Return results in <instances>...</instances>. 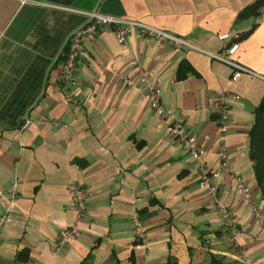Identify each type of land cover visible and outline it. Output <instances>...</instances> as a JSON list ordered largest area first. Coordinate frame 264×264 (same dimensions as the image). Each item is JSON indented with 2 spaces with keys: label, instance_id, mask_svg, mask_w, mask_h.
<instances>
[{
  "label": "crops",
  "instance_id": "obj_1",
  "mask_svg": "<svg viewBox=\"0 0 264 264\" xmlns=\"http://www.w3.org/2000/svg\"><path fill=\"white\" fill-rule=\"evenodd\" d=\"M43 1L134 18L182 37L193 49L177 50L136 32L119 44L109 26H99L83 42L71 84L62 77L59 53L84 16L0 0V194L17 185L0 225V264H77L85 254L90 264H130V255L134 264L167 258L175 264H245L243 257L264 264V225L232 180L241 177L250 201L264 213L247 133L264 93V4L256 15L238 17L255 0ZM218 34L228 37L219 40ZM230 42L238 48L229 59L252 74L232 79L231 66L206 54H222ZM134 56L153 74L163 105L181 111L211 168L217 116L212 104L219 92L227 96L222 141L228 168L216 182L220 202L237 220V246L198 188L196 164L138 89ZM181 60L192 70L176 79ZM118 74L132 84H123ZM24 119L29 122L22 128ZM68 178L84 188V213L78 235L58 244V231L73 219ZM133 217L142 224V240L133 237ZM20 248H26L27 260L14 257Z\"/></svg>",
  "mask_w": 264,
  "mask_h": 264
},
{
  "label": "built area",
  "instance_id": "obj_2",
  "mask_svg": "<svg viewBox=\"0 0 264 264\" xmlns=\"http://www.w3.org/2000/svg\"><path fill=\"white\" fill-rule=\"evenodd\" d=\"M17 1L19 5L31 4L40 7L44 6L54 9L58 8L69 12L73 11L76 13H80L84 16L85 20L83 25L71 31L63 44L61 52L59 53L62 60V77L71 84L76 83L73 78V71L75 69V62L81 54L80 52L83 48V42L85 41V39H93L99 26H109L112 30L113 36L119 44L125 43L127 35L129 33L136 32L139 36L146 37L148 39L160 40L171 48L173 47L177 50L185 48L193 49V46L182 37L173 33H169L159 27L152 26L146 22H141L134 18H124L115 15L111 16L97 10H77L74 8L63 7L57 4L54 5L51 3H47L43 0ZM227 37V34L217 35V38L219 40H224ZM237 46L238 44L236 42H230L229 45L225 47V52L222 54L216 52H206L208 57L215 60L217 59L232 67V71L230 73L232 79H236L238 75L243 72L252 74L251 71L247 68L240 67L229 59L230 54L234 53L238 48ZM130 62L136 70L138 89L143 94L148 107L157 116H163L167 119L169 136H171L179 143L181 149L184 150L188 158L196 164L197 186L199 189L204 191V193H207L211 206L219 215L220 221H222L223 228L226 231L229 240L232 241L235 246H237V220L234 219L233 214L228 210L227 206L220 202L218 198L216 182L220 171L227 170L228 168L227 152L222 141V135L228 126L227 110L229 106L227 105V96L223 92H219L212 104L217 111V116L215 119V166L211 168L203 159L205 149L202 148L200 142L198 141L197 135L187 130L186 123L181 111L179 109L173 110L163 105L159 89L153 83V74L147 71L145 68H142L137 57L134 56ZM118 77L119 80H121V82L126 86H130L132 84V80L127 78L126 75L118 74ZM262 78L264 79V77ZM230 97L238 98V95H231ZM28 122L29 121L27 119H24L20 127L23 128ZM57 123L58 122H56V124ZM232 180L237 190L243 194L244 201L249 207V211H251L253 218L257 220L261 225H264V213L258 210L256 205H254L250 201V191L242 181L241 177H239L238 175H234L232 176ZM67 183V195L69 197L67 204L68 208L71 210V212H73V219L69 225L63 226V228L58 231L56 236V241L58 244H62L63 242L70 240L78 235L79 226H77V223L84 213V188L81 184L77 182L75 183L69 178ZM16 186L17 185H15V182H12L9 192L6 195L0 194V200L5 201L4 212L0 216V225L5 221L7 215L6 213L14 204ZM131 224L133 225L134 239H144V230L140 221L136 217H133L131 220ZM243 262L245 264H258L253 259H249L248 257H243Z\"/></svg>",
  "mask_w": 264,
  "mask_h": 264
},
{
  "label": "trees",
  "instance_id": "obj_3",
  "mask_svg": "<svg viewBox=\"0 0 264 264\" xmlns=\"http://www.w3.org/2000/svg\"><path fill=\"white\" fill-rule=\"evenodd\" d=\"M264 4V0H255L249 5L243 7L241 11L237 14L238 17H243L247 15H256L257 7ZM249 30H246L241 35L244 37L248 34ZM189 64H186L183 60L178 62L177 68L175 70L176 79H184L189 71H191ZM253 121L248 129V157L252 162L253 176H255V181L260 191L262 197L264 198V93L261 96L259 102L254 107L253 110ZM136 241V240H135ZM16 259L27 260V250L26 248H20L15 253ZM89 254L78 261L77 264H90ZM213 264H229L227 262H222L217 259H212ZM130 264H134L133 257L130 255ZM157 264H175L173 259L167 258L164 262Z\"/></svg>",
  "mask_w": 264,
  "mask_h": 264
}]
</instances>
